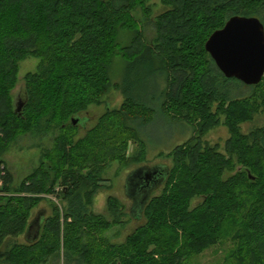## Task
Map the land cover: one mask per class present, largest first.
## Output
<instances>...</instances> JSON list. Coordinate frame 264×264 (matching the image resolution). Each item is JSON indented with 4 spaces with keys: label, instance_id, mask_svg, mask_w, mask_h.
<instances>
[{
    "label": "trees",
    "instance_id": "1",
    "mask_svg": "<svg viewBox=\"0 0 264 264\" xmlns=\"http://www.w3.org/2000/svg\"><path fill=\"white\" fill-rule=\"evenodd\" d=\"M147 1L0 0V155L24 138L40 151L16 183L0 158V264H42L59 253L62 264H186L223 241L221 264H264V127L239 129L264 112V76L254 85L224 77L203 48L233 15L254 16L264 28V0H157L155 15ZM26 55L37 63L13 97ZM115 56L122 66L111 82ZM109 86L121 91V104L78 134V112L99 104ZM156 111L184 122L189 135L165 153L158 193L127 214L137 220L132 229L110 242L104 231L125 222L123 206L108 195L105 217L87 205L109 162L143 160L138 126ZM220 115L228 130L222 151L202 140ZM47 194L64 204L51 207L35 240L15 243Z\"/></svg>",
    "mask_w": 264,
    "mask_h": 264
},
{
    "label": "rangeland",
    "instance_id": "2",
    "mask_svg": "<svg viewBox=\"0 0 264 264\" xmlns=\"http://www.w3.org/2000/svg\"><path fill=\"white\" fill-rule=\"evenodd\" d=\"M146 4L149 6L151 15H155L163 9L157 0H149L146 2ZM137 13V17H141L140 13ZM143 22L144 21L141 23ZM146 32L147 38H149L150 33L148 31ZM36 63L37 58L31 55H26L22 59L18 60L16 82L12 90L13 97H17L21 94L22 76L27 72H32ZM121 66L122 63L120 58L118 56L113 57L109 68V77L111 82H118ZM119 91L120 90L116 87L109 86L106 92L100 97L99 104L90 105L84 111L78 112V117L83 118V127L81 128V126H79L78 134L83 133L84 130L89 128L95 122L96 118L103 113L105 107L109 109L117 108L121 104L122 93ZM158 95L160 94L158 93ZM157 103L158 102L156 101L153 104L154 107L157 105ZM157 113L158 111L155 112L149 123L140 127L138 126L139 133H141L145 143L143 160L140 163L131 162L126 165L120 164L116 161L109 162L101 172V176L104 180L99 183L100 187L94 191L90 200V204L87 205L89 212L100 214L105 217H108L105 208V199L108 195L115 197L123 206L125 214L121 216V219L125 222L114 224L104 231V235L108 237L110 242L121 241L124 235L129 232L130 229H132L134 223L137 221L135 219H131L130 217L129 220L127 217V214L130 215V211L131 214L135 216L137 210L135 207L134 209L131 207L132 198L126 196L125 194L126 188H128L127 193H129L130 188L129 186H125V180L127 178L126 174L131 169L139 165H169L170 162L169 159L164 156L165 153H167L172 146L183 142L189 135V129L184 124V122L161 118V115H156ZM222 118L223 116L220 115L219 123L216 126L210 128L202 137V140L208 144L217 143L219 145L218 149L220 151H222L223 141L228 137L227 127L221 122ZM255 127H264V112H257L253 114L249 121L239 124V129L241 132H247L249 129H253ZM45 139H37V143L40 142L41 144L44 140V143L48 144V140ZM32 144L33 142L30 138L18 140L15 144H11L9 148L0 155V158L3 160L4 168H6L11 175L12 183L18 182L21 178L28 174L34 166L37 165L40 151L37 146ZM134 150V146L129 147L128 154L131 155ZM3 165H0V168ZM162 184L163 182L161 181L149 191V194L152 195L158 193ZM134 191L135 190L131 191L132 196L134 194L136 195V192L133 194ZM43 196L44 197H41L40 200L37 201L36 205L32 208L30 212V218H32L37 211L42 209L41 215L44 222L45 217L52 214V206L56 205L58 207L59 204L62 206L64 203L61 202V200H59V198L55 195L47 194ZM21 234L13 238L15 243H24ZM223 242L219 244H213L200 253L191 256L186 264H221L222 256L225 250L229 247V242ZM62 261L61 254L59 253L58 255H51L42 264H62ZM64 264L68 263L64 262Z\"/></svg>",
    "mask_w": 264,
    "mask_h": 264
},
{
    "label": "water",
    "instance_id": "3",
    "mask_svg": "<svg viewBox=\"0 0 264 264\" xmlns=\"http://www.w3.org/2000/svg\"><path fill=\"white\" fill-rule=\"evenodd\" d=\"M203 48L224 77H232L243 84H256L264 72V31L254 16L228 17L220 28L209 34ZM76 120L70 119L72 124ZM163 171L166 172V166L139 165L126 174L125 186L130 188L129 193L126 188L125 194L132 198L133 209H140L149 191L162 181ZM130 190H135L133 194L136 192V195L132 196ZM41 214L42 209L27 222L24 229L26 241L32 242L38 237L43 222ZM129 214L132 215L131 211Z\"/></svg>",
    "mask_w": 264,
    "mask_h": 264
},
{
    "label": "crops",
    "instance_id": "4",
    "mask_svg": "<svg viewBox=\"0 0 264 264\" xmlns=\"http://www.w3.org/2000/svg\"><path fill=\"white\" fill-rule=\"evenodd\" d=\"M21 237H22L24 243H29L28 241H26V240L24 239V231L22 232Z\"/></svg>",
    "mask_w": 264,
    "mask_h": 264
},
{
    "label": "flooded vegetation",
    "instance_id": "5",
    "mask_svg": "<svg viewBox=\"0 0 264 264\" xmlns=\"http://www.w3.org/2000/svg\"><path fill=\"white\" fill-rule=\"evenodd\" d=\"M263 31H264V28H263ZM263 74H264V72H263ZM263 74H262V76H263ZM262 76H261V77H262ZM260 79H261V78H260ZM259 81H260V80H259ZM256 84H257V83H256ZM246 85H254V84H246Z\"/></svg>",
    "mask_w": 264,
    "mask_h": 264
}]
</instances>
